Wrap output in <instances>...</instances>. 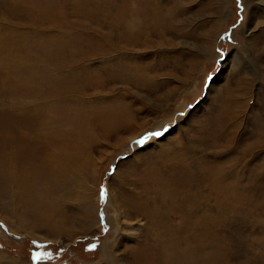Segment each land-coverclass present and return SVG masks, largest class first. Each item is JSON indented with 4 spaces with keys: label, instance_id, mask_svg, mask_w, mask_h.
I'll return each mask as SVG.
<instances>
[{
    "label": "rangeland",
    "instance_id": "obj_1",
    "mask_svg": "<svg viewBox=\"0 0 264 264\" xmlns=\"http://www.w3.org/2000/svg\"><path fill=\"white\" fill-rule=\"evenodd\" d=\"M0 155V264H264V0H0Z\"/></svg>",
    "mask_w": 264,
    "mask_h": 264
},
{
    "label": "bare ground",
    "instance_id": "obj_2",
    "mask_svg": "<svg viewBox=\"0 0 264 264\" xmlns=\"http://www.w3.org/2000/svg\"><path fill=\"white\" fill-rule=\"evenodd\" d=\"M135 1H137V0H135ZM144 1V3H147V0H143ZM131 2H132V0H131ZM220 3V5H221V7H223L224 8V5L222 4V2H219ZM225 3V2H224ZM220 5H219V7H220ZM149 6L151 7V14L150 15H148V13H145L144 14V12L143 11H135L136 13H138L139 15H142V16H144V18L146 17V18H153V19H159L160 17H164V12L165 11H168V14L170 13V8H167L166 10H164L163 8H161V6H159V2H157L156 1V5H150L149 4ZM177 6V5H176ZM132 7V6H131ZM38 8V7H37ZM253 10V9H252ZM40 13V12H39ZM167 15V14H166ZM135 16H137V14L135 15ZM134 16V17H135ZM135 18H137V17H135ZM147 19V20H148ZM55 25V24H54ZM4 46V45H3ZM8 47V46H7ZM5 57V56H4ZM11 62V61H10ZM136 70H137V68H136ZM16 111V110H15ZM34 111V110H33ZM13 113H15V112H13ZM5 115H8V113L7 114H5ZM18 115V114H17ZM9 116H11V115H9ZM20 116V115H19ZM4 117V116H3ZM2 117V118H3ZM13 117H15V115L13 116ZM28 117V116H27ZM8 119V118H7ZM17 119L19 120V117H17ZM21 119V118H20ZM23 119H25V118H23ZM14 121V120H13ZM9 122V121H8ZM15 122V121H14ZM17 122V121H16ZM33 122V121H32ZM32 124V123H31ZM19 126V125H18ZM34 127V126H33ZM34 129V128H33ZM30 136V135H29ZM9 140H10V138H9ZM23 141H25V140H23ZM13 143H16V142H14L13 141ZM26 145H27V143H26ZM12 147V146H11ZM11 149V148H10ZM12 149H13V147H12ZM7 150V149H6ZM9 153V152H8ZM10 154H12V153H10ZM9 154V155H10ZM53 156V155H52ZM0 157H1V155H0ZM179 158V156H177V161H179L180 159H182V157L180 158V159H178ZM51 159L52 158H49L48 157V155H47V153H44V165L46 166V168L44 167V165L42 164V162H41V164L43 165V166H34L35 168L33 169V170H35L34 172H35V174L36 175H38V176H40V177H45V178H47L50 182H51V189H55L56 187H55V185L56 186H59V184H58V182L59 181H63L62 179H60L59 177H57L58 175H56L53 171H55L56 169H57V167H55V164H52V161H51ZM9 161V160H8ZM1 164H3L4 165V161H1L0 162ZM39 163V162H38ZM10 164V163H9ZM13 164V163H12ZM11 164V166H13V169H14V165H12ZM35 164V163H34ZM263 164V163H262ZM30 165H31V163H30ZM175 165H178V164H175ZM5 167V166H4ZM10 167V166H9ZM55 168V169H54ZM192 168V167H191ZM195 168V167H194ZM29 170V169H28ZM27 170V171H28ZM66 170V169H65ZM67 171V170H66ZM5 172H7V169L5 168V170H4V168H2V169H0V174H2L4 177H5ZM10 172V171H9ZM12 172V171H11ZM27 173V172H26ZM26 173H21L22 175H20V181H19V185L20 184H22L23 183V181L25 180V178H24V176H25V174ZM9 174H11V173H8V176L6 177V179H8L9 180V182L10 181H12L13 179H14V174L13 175H9ZM250 177V176H249ZM34 180V179H33ZM48 183V182H47ZM2 184V183H1ZM22 186V185H21ZM157 187V186H156ZM155 188V187H154ZM159 192H161L162 194H160ZM166 191L165 190H161V191H157L155 194H159L160 196H163V197H165V193ZM136 195V194H135ZM138 195V194H137ZM144 195V194H143ZM20 196V195H19ZM29 196V195H28ZM145 196V198L144 199H142L141 200V198L143 197V196H137V200L140 202V201H142V202H138V205L140 206V205H142V206H145L146 208H147V211H149L148 213H149V216H152V215H154V210H156V207H153V205L151 206H149V204H150V197L152 196L151 194H149V198L147 197V194H145L144 195ZM153 199V198H152ZM165 200V199H164ZM214 200V199H213ZM153 202V201H152ZM147 203H149L148 205H147ZM154 204V203H153ZM117 205V204H116ZM141 206V207H142ZM117 207V209H120L119 208V206H116ZM116 209V210H117ZM121 210V209H120ZM153 210V211H152ZM162 210V209H161ZM122 211V210H121ZM162 212V211H161ZM122 213V212H121ZM168 213H170L169 211H168ZM172 213V212H171ZM168 215V214H167ZM167 217V216H166ZM118 217H116V219H117ZM115 219V218H114ZM116 221V220H115ZM120 218H119V221H118V223L120 224ZM117 223V222H116ZM121 225V224H120ZM164 233V232H163ZM149 234H150V231H149ZM157 239V238H156ZM153 243V242H152ZM166 249V248H165ZM164 249V250H165ZM163 258V257H162ZM164 261H166V260H164ZM180 264V263H179Z\"/></svg>",
    "mask_w": 264,
    "mask_h": 264
},
{
    "label": "snow or ice",
    "instance_id": "obj_3",
    "mask_svg": "<svg viewBox=\"0 0 264 264\" xmlns=\"http://www.w3.org/2000/svg\"><path fill=\"white\" fill-rule=\"evenodd\" d=\"M160 135H161L160 132H151V133L141 137L139 140L136 141V143L142 145L148 140L149 136H160ZM101 194L103 195V190H102Z\"/></svg>",
    "mask_w": 264,
    "mask_h": 264
}]
</instances>
